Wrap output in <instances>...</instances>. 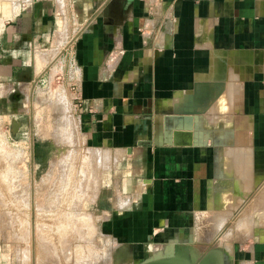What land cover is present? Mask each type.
<instances>
[{
	"label": "crops",
	"instance_id": "1",
	"mask_svg": "<svg viewBox=\"0 0 264 264\" xmlns=\"http://www.w3.org/2000/svg\"><path fill=\"white\" fill-rule=\"evenodd\" d=\"M21 1L27 6L1 4L2 116L29 108L57 67L73 106L79 95L81 132L101 140L115 133V147L146 150L149 163L165 165L163 177L146 179L155 195L229 218L236 196L258 195V209L248 199L238 209L256 231L222 264H264V0ZM28 108L19 112L27 122ZM167 116L176 126H165ZM187 116L197 117L190 130ZM177 128L196 135L175 144L166 133Z\"/></svg>",
	"mask_w": 264,
	"mask_h": 264
},
{
	"label": "rangeland",
	"instance_id": "2",
	"mask_svg": "<svg viewBox=\"0 0 264 264\" xmlns=\"http://www.w3.org/2000/svg\"><path fill=\"white\" fill-rule=\"evenodd\" d=\"M2 1L0 15L7 12ZM112 59L110 69L118 60ZM54 70L29 108L13 106L15 113L2 116L0 107V264H143L168 255L181 256V264H212L243 250L256 228L246 227V214L238 209L247 199V206L258 209V195L236 196L230 218L228 211L209 207L182 209V196L155 195L146 179L163 177L165 165L149 163L146 150L131 154L115 147V133L101 140L81 132L69 112L74 106L63 76ZM30 107L33 131L19 114ZM196 118L187 117L189 130ZM165 123L176 126L173 116ZM170 129L166 134L175 144L195 134ZM162 198L167 203L156 201ZM250 218L259 221L260 212L253 210Z\"/></svg>",
	"mask_w": 264,
	"mask_h": 264
},
{
	"label": "bare ground",
	"instance_id": "3",
	"mask_svg": "<svg viewBox=\"0 0 264 264\" xmlns=\"http://www.w3.org/2000/svg\"><path fill=\"white\" fill-rule=\"evenodd\" d=\"M24 1H26V0H24ZM60 1H61V0H60ZM26 2H27V1H26ZM61 2H62V1H61ZM63 2H64V1H63ZM15 4H16V3H14V5H15ZM14 5L12 4L11 7L14 8V7L16 6V5H15V6H14ZM17 5H18V4H17ZM60 5H62V4H60ZM63 6H64V5H63ZM63 6H62V7H63ZM11 7H10V8H11ZM12 8H11V10H12ZM63 10H64V9H63ZM13 11H14V9L12 10V12H13ZM12 12H11V13H12ZM12 14H13V13H12ZM62 14H63V13H62ZM1 21H2V20H0V26H1ZM64 21H65V20H64ZM69 23H70V22H69ZM64 25H65V24H64ZM64 25H63V26H64ZM67 25H68V24H67ZM67 25H66V26H67ZM66 26H65V27H66ZM62 28H63V27H62ZM59 31H60V30H59ZM61 31H62V30H61ZM62 34H63V32H62ZM64 35H65V34H64ZM63 39H64V38H63ZM61 42H62V41H61ZM71 132H72V131H71ZM67 134H69V132H67ZM69 135H70V134H69ZM67 136H68V135H67ZM6 167H8V166H6ZM6 171H7V170H6ZM7 179H8V178H6V181H7ZM10 181H11V180H10ZM7 183H8V181H7ZM10 183H11V182H10ZM8 184H9V183H8ZM7 186H8V185H7ZM86 223H87V221H86ZM168 256H169V255H168ZM177 256H178V255H177ZM178 257H179V256H178ZM180 258H181V256H180ZM180 258H178V259H180ZM184 258H185V257H184ZM178 259H176V257H174V256L172 255V258L169 259V260H168V259H158V260L155 261V263H159V264H165V263H167V264H181V262H179ZM182 259H183V258H182ZM182 259H181V260H182ZM183 261H185V259H184ZM203 264H207V263L204 262Z\"/></svg>",
	"mask_w": 264,
	"mask_h": 264
},
{
	"label": "water",
	"instance_id": "4",
	"mask_svg": "<svg viewBox=\"0 0 264 264\" xmlns=\"http://www.w3.org/2000/svg\"><path fill=\"white\" fill-rule=\"evenodd\" d=\"M187 117H189V116H187ZM187 117H183L184 120L186 121V123H187ZM166 257H167V258H166ZM166 257L158 258L157 256H155V257L151 258L150 260L144 262L143 264H159V263H155V261L158 260V259H168V260H169V259L172 258V257H170V256H166ZM222 262H224V261H220V260H218V259H214L213 262H212V264H222ZM165 264H167V263H165ZM207 264H208V263H207Z\"/></svg>",
	"mask_w": 264,
	"mask_h": 264
},
{
	"label": "built area",
	"instance_id": "5",
	"mask_svg": "<svg viewBox=\"0 0 264 264\" xmlns=\"http://www.w3.org/2000/svg\"><path fill=\"white\" fill-rule=\"evenodd\" d=\"M74 102H75V106L77 108L78 105H79V95L75 94ZM75 106H74V113H75V115H77L78 114V109H75Z\"/></svg>",
	"mask_w": 264,
	"mask_h": 264
}]
</instances>
